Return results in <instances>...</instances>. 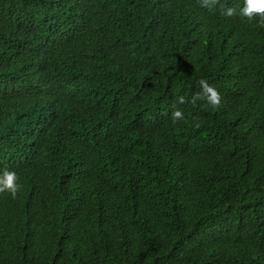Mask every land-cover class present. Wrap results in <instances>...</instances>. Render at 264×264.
Wrapping results in <instances>:
<instances>
[{
  "label": "trees",
  "instance_id": "trees-1",
  "mask_svg": "<svg viewBox=\"0 0 264 264\" xmlns=\"http://www.w3.org/2000/svg\"><path fill=\"white\" fill-rule=\"evenodd\" d=\"M203 2L0 0V264H264V20Z\"/></svg>",
  "mask_w": 264,
  "mask_h": 264
},
{
  "label": "clouds",
  "instance_id": "clouds-1",
  "mask_svg": "<svg viewBox=\"0 0 264 264\" xmlns=\"http://www.w3.org/2000/svg\"><path fill=\"white\" fill-rule=\"evenodd\" d=\"M210 0H204L202 6L209 7ZM237 10L234 8H227L226 15L232 16ZM239 14L249 19L254 16H259L264 20V0H244V4L239 8ZM201 93L197 95V98H204L208 104L216 106L220 102V97L217 91L210 86L206 81L201 80ZM181 103H183V98H181ZM174 119L182 118V113L177 110L173 113ZM19 185L16 183V174L14 172L5 171L2 176H0V190L7 189L11 192L13 196L16 195Z\"/></svg>",
  "mask_w": 264,
  "mask_h": 264
}]
</instances>
